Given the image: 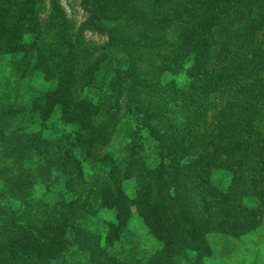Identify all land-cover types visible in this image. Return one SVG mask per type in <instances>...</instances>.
<instances>
[{
	"label": "rangeland",
	"instance_id": "obj_1",
	"mask_svg": "<svg viewBox=\"0 0 264 264\" xmlns=\"http://www.w3.org/2000/svg\"><path fill=\"white\" fill-rule=\"evenodd\" d=\"M80 2L0 0V176L14 179L0 200V250L63 245L64 264H85L79 253H111L116 264H264V204L251 180L244 195L241 169L208 171L209 140L193 150L177 137L183 125L171 115L184 113L187 79L150 85L134 74L121 46L132 28L115 29L125 20L107 0ZM141 34L132 53L160 48ZM31 222L39 247H16L11 235Z\"/></svg>",
	"mask_w": 264,
	"mask_h": 264
},
{
	"label": "trees",
	"instance_id": "obj_2",
	"mask_svg": "<svg viewBox=\"0 0 264 264\" xmlns=\"http://www.w3.org/2000/svg\"><path fill=\"white\" fill-rule=\"evenodd\" d=\"M107 1L108 7L125 20L115 29L121 31L125 24L132 28L126 34L129 42L121 46L127 45L131 51L127 55L134 61H129L128 67L134 74L147 75L150 85L154 77L171 73L187 79L177 94H185L184 113L171 115L183 125L181 137H177L189 142L193 150L209 140L208 171L218 169L235 175L241 169L238 191L248 190L244 183L247 177L264 204V0ZM146 31L153 34L148 39L159 42L160 48L151 55L132 53L135 46L142 45L134 36L142 33L149 37ZM10 180L14 179L0 176L1 201L9 198ZM31 184L27 187L30 191ZM37 224L30 223L29 233L14 232L15 244L31 241L39 247L35 238L41 226ZM218 226L214 227L217 231ZM4 239L0 235V241ZM4 251L0 250V264H64L67 254L61 253L66 251L63 245L55 249L56 253ZM79 254L85 264H116L111 253ZM159 264H164L162 258Z\"/></svg>",
	"mask_w": 264,
	"mask_h": 264
}]
</instances>
